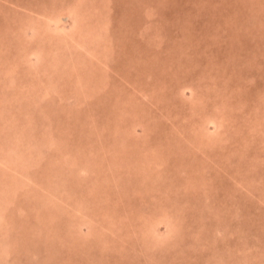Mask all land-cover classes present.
Returning a JSON list of instances; mask_svg holds the SVG:
<instances>
[{
	"label": "rangeland",
	"instance_id": "374dc122",
	"mask_svg": "<svg viewBox=\"0 0 264 264\" xmlns=\"http://www.w3.org/2000/svg\"><path fill=\"white\" fill-rule=\"evenodd\" d=\"M113 1L111 8L105 0H0V150L4 154H12L14 142L11 141L10 146L4 135L11 139L16 134H13L15 123L11 121L10 109L22 113L36 97L26 94L22 95L24 99L14 101L21 95L9 92L6 84L15 87L26 84V90L36 85L21 83L20 76H16H27L29 67L14 65L12 70L13 66L6 69L4 63L7 58L16 59L20 55V46L28 35L37 33L49 38L52 34L58 41L68 38L67 32L58 28L61 23L52 20L50 24L53 22L56 28H48L35 9L69 2L76 14L80 11L84 15L85 27L96 25L85 37H97L101 28L105 30L107 18L112 17L117 25L114 30L119 29L111 37L121 44L110 43L111 46L105 48L106 42L95 41L91 67L80 65L70 74L74 81L77 78L86 82L87 86L82 84V91L78 90L81 95L73 90L60 99L54 98L55 92L48 95L39 92L37 118L34 117V122L24 120L18 124L19 128L25 127V137L33 143L46 134L44 124L56 129L53 137H59L57 144L70 150V141L75 140V146L80 148L74 151L72 147L69 156H64L68 151L63 156L52 154L55 148L49 149V153L31 150L21 153L22 162L12 157L10 163L3 161L6 167L0 165V190L9 183L16 185L14 189L8 187L11 192L9 196L6 194L7 199L14 197V201H7V206H1L0 202V209L6 210V217L14 222L9 242L15 257L11 255L9 261L20 257L18 263L21 264H264V0H213L214 7L220 8L217 14L211 13L214 7L209 0ZM162 2L167 7L162 10L164 14L151 15L153 5L157 8ZM184 16L192 20V24L184 21L188 22L183 26L186 30L180 25H163L169 17L179 18L180 23ZM23 18H35L37 22L29 21L24 25L25 33L21 34ZM62 27L70 31L72 19H66ZM79 32L80 29L74 37L75 46L82 41ZM155 33L161 34V39L155 38ZM72 39L68 38V42ZM4 43L11 46L6 49ZM73 45L67 48L66 56L74 55ZM110 48L113 51L108 55ZM53 49L56 50L55 46ZM77 49L87 52L83 47ZM31 59L28 60H37L36 56ZM35 67L32 65L30 71L34 73ZM104 70H107L104 78L109 76V86L98 91V79L101 80ZM11 71L15 72L14 77ZM58 80L66 82L58 77L54 82ZM117 84L121 87H115ZM86 90L88 101L83 94ZM82 97L83 109L79 105ZM24 102L28 106H24ZM57 105L70 106L71 115L66 121L55 109ZM138 107L141 113L136 112ZM104 123L108 131L105 130L107 138L102 143L100 136L90 135V131H99ZM70 124L74 129L66 127ZM212 138H216L215 143ZM98 145L101 147L97 148ZM111 145L113 152H110ZM169 145L175 160L168 162L165 153L158 150ZM99 149L102 158L90 159L89 154ZM153 156H158L163 165L159 168L156 165L155 175L158 168L165 174L170 173V178L174 176L172 181L187 182L179 188L169 187L168 193L153 189L156 176L146 180L140 175L141 169H131L138 163L142 168L143 160ZM27 158L36 167L43 161V166L48 168L42 169L41 178L38 177L41 181L34 186L24 184L29 180L28 174L37 178L35 172H30L33 162L29 163ZM71 158L79 162L74 170L70 167ZM53 164L55 173L65 179L62 187L66 190L63 194L66 203L61 207L56 199H51L54 185L46 178ZM111 169L115 170V180L119 179L117 185L112 177L104 175V170L106 174ZM78 171L80 177L77 178ZM106 177L108 183L104 184L102 180ZM90 180L94 183L89 184ZM74 184L78 191H84L74 193ZM138 184L149 185V190L140 191L141 187L136 188ZM159 184L168 186L161 181ZM92 189L97 190L105 202H100L99 197L89 200V194L95 195V192L90 193ZM0 193L1 201L5 195ZM77 205L87 207L81 224L73 226L77 231L75 242H86L85 250L66 243L67 238L60 241L62 237L58 238V234L53 240L46 232L52 220L53 226L65 229L69 235L73 218L68 209ZM3 223L0 222V235L9 233L12 227ZM154 238L160 242H155ZM49 242H52L50 249L46 246Z\"/></svg>",
	"mask_w": 264,
	"mask_h": 264
},
{
	"label": "bare ground",
	"instance_id": "6f19581e",
	"mask_svg": "<svg viewBox=\"0 0 264 264\" xmlns=\"http://www.w3.org/2000/svg\"><path fill=\"white\" fill-rule=\"evenodd\" d=\"M65 1V0H64ZM93 1V0H92ZM106 1V4L107 3H109L108 5L111 7V8H113L114 7V1L112 0H105ZM116 1V0H115ZM55 2H56V0H55ZM143 3L144 2H146L145 0H143L142 1ZM210 3V2H209ZM46 7L44 8V7H42V9H35L36 11H38V14L37 15H39V18L41 19V21H42V23H44V24H46L47 25V27L48 28H50V29H52L51 27H53V28H56L55 26H54V23L52 22V24H50V22L52 21V20H54V21H58V23H61L60 24V27H58L60 30L61 29H63V30H65V32H67L66 34H67V36H68V38H73L72 39V42H68L69 40H68V38L67 39H63V38H61V39H59V41L58 40H56V39H54V36L52 35V34H50L49 36V38L48 37H46L45 35H42V34H37V33H35L34 35H28V39H25L24 40V43L23 44H21V46H20V48H21V52H20V55L19 56H17V58L16 59H10V58H7V60L8 61H6L5 63H4V67L6 66V69H8L9 68V66L10 67H12V70L15 68V66L14 65H26L27 67H29V68H27L28 69V75L27 76H24V75H21V74H18V75H16L15 74V72L14 71H11V72H13L14 74L12 75L13 77L16 75V76H20L19 77V82H21V83H25V81L27 82V83H29V84H35L36 86L35 87H33V88H31V89H27L26 90V84H23V85H20L21 87H15L13 84H10V83H8V84H6L5 86L6 87H8L9 89V92L11 91V93H17V94H20L21 96L18 98V99H14V101L15 100H19L20 98H22V99H24L23 98V96L22 95H24V96H26V94H32V95H30V96H36V97H33V98H35V99H33L32 100V102L29 104V106H28V103H25L24 102V106H28V108L26 109V111H25V108H24V110L22 111V113L21 112H15L14 113V110H15V108L13 109V108H11L10 110H11V112L13 113V119H15V120H11L12 121V123L14 122L15 123V126H13L12 127V129L13 128H15V130H14V133L13 134H15L16 135V137H15V135H14V137L12 136L11 137V139H8V137L6 136V134L4 135V138H6L7 140H8V144L10 145L11 143V141L13 142L12 144V154H10V155H7V153H2V151L0 150V160H1V162H0V165L1 166H3V168L4 167H6L5 165H6V163H4L3 161L4 160H7L9 163H10V161L12 160V157L15 159V160H18V159H21V161L20 162H22V160L24 159L23 158V154H21L22 152L23 153H28V152H30L31 150H33V151H35L36 150V153H37V150H39L38 152L39 153H47L48 151H49V149L51 150V148H55L54 150H52V154H54V155H59L60 154V156L62 155H64L65 153L64 152H69V154H68V152H67V154H65L64 156H66V155H70L71 153V148L73 147L74 148V151H75V149L76 150H78L80 147H76L75 146V140L74 141H70V143H71V145H69V146H72V147H70V150H69V148H66L65 146H64V148H63V146H61L60 144H57V143H59L58 142V136H54L53 137V134L55 133L54 131L56 130H53L54 128H52V126H49V125H44V124H42L43 126H44V128H47V131H46V134L45 135H41V136H39L38 137V139H35L34 140V143H33V141L32 140H29L28 138H26L25 136H26V129H25V127H21V128H19L18 127V124L19 123H21V122H24V120H27L28 122H34V117L35 118H37V115L39 114V112H40V109H38V107H37V104H36V102L38 103V101H37V95H39V92H41V95L42 94H44V95H46L48 92H55L56 93V95H55V97L54 98H62L63 97V99L65 98L64 96H66V94H70L71 93V91H73V90H76V92L78 91V90H80V91H82V89H83V85L84 86H87V84H86V82H84V81H81V80H79V79H77L76 78V81H74V79H73V76H71L70 74H73L76 70H77V67L78 66H80V65H84L85 64V66H87V64H88V67H91V58H92V56H93V45L95 44V41H97V42H102V43H105L106 42V45H104V47L106 46L107 47V45H110L111 46V44L110 43H112V44H117V45H121L120 44V40L118 41V39H115L114 37H111V34H114L115 32H116V30L117 29H119V27L118 28H116L115 30H114V28L115 27H117V25L115 24V22H114V19L111 17V19H108L107 18V20H108V22H106V26L104 27L105 28V30L104 31H102L103 29L101 28L100 29V33L101 34H99L97 37H91V35H88V36H86L85 37V35H86V33H90L89 32V30L90 29H92V30H95L96 29V25H94V27H90V28H88V27H85V25H86V23H85V17H84V15L82 14V13H80V11L78 12L77 11V14H79V15H77L76 13H75V9H74V6H72L71 4H69V2L68 3H66V4H64V5H61V6H55V5H50V6H48V5H45ZM52 6H54L53 8H52ZM108 6V7H109ZM168 6V5H167ZM213 6V5H212ZM73 7V8H72ZM153 9V11L151 12V15H153L154 13H161V14H164L163 12H162V10H164L165 8H167L166 7V5L162 2V5H160L159 7H155L156 8V11L154 10L155 8H154V5H153V7H152ZM64 9H66V10H64ZM209 9V8H208ZM30 10H31V8H30ZM33 10V9H32ZM177 10V9H176ZM211 10V13L213 14V13H215V14H217V12H219L220 11V8H214V9H210ZM210 10H208L209 12V14H211L210 13ZM218 10V11H217ZM64 11V12H63ZM155 11V12H154ZM186 13V12H185ZM190 13V12H189ZM203 13V12H202ZM36 15V16H37ZM108 15V12H106V16ZM180 15V14H179ZM185 15V14H184ZM187 15H189V16H191L192 18H193V14H188V11H187ZM186 16V15H185ZM184 16V19L182 20V22H180V23H178L177 22V20L179 19V18H172V17H169L168 18V20H165V21H163V25H167L168 27H170V25L171 24H173V25H180V26H185L186 27V25L185 24H187L189 21H190V23L192 24V20H191V18L190 17H188V18H186ZM197 15H194V17H196ZM233 16H235L234 14H232V17ZM14 17V16H13ZM88 17V16H87ZM93 17V16H92ZM198 17H199V15H198ZM11 18V17H10ZM20 18V17H19ZM182 18H183V14H182ZM181 18V19H182ZM15 20H18V19H16V18H14ZM33 19H35V18H33ZM33 19H31V20H27L26 18H23L22 20H21V23L23 24V29L21 30V34H24L25 32L24 31H26V28H24V25L25 24H29L30 22H32V21H34ZM66 19L68 20H70V19H72V22H73V28L72 29H70V31H68V29H66V28H63L62 26H64V24L66 23ZM92 19V18H91ZM188 21V22H184V21ZM30 21V22H29ZM40 21V22H41ZM37 21L35 20L33 23H36ZM124 22V21H123ZM14 23H15V21H14ZM15 26V25H14ZM90 26V25H89ZM128 27H130L131 26V24L130 25H127ZM179 26V29L178 30H180V27ZM16 27V26H15ZM166 27V26H165ZM185 27H183V28H181V29H184V30H186V28ZM1 28V27H0ZM13 28V27H12ZM38 28H39V26H38ZM143 28H145L144 26L142 27V32L144 31L143 30ZM147 28V27H146ZM80 29V32H81V39H82V41H80V42H78L77 43V45L78 46H75V45H73V44H75V39H74V37H75V35L77 34V32H78V30ZM189 29V28H188ZM67 30V31H66ZM128 30V29H127ZM183 30V31H184ZM182 30H180V32H181ZM20 32V31H19ZM79 32V33H80ZM185 32H187V31H184L183 33H185ZM78 33V34H79ZM79 35V36H80ZM37 36V38H35ZM162 35L161 34H159V33H155V38H157L158 37V39H161L160 37H161ZM90 37V38H89ZM10 38V37H9ZM54 39V40H53ZM14 41L16 40V39H13ZM19 40H21V39H19ZM33 40V41H32ZM62 40H64V42H60V41H62ZM162 40H164V38H162ZM161 40V41H162ZM184 40V39H183ZM18 42H20V41H18ZM2 42L0 41V44H1ZM159 43V45H162L163 44V42H158ZM4 45H5V48L7 49V48H9L10 46H11V44H6V43H4ZM10 45V46H9ZM72 45L73 46H75L74 47V50H75V52H74V55H72V56H66V55H68V47H72ZM55 46V48H56V50H54L53 49V47ZM102 45H99V47H101ZM77 47H83V48H85L86 50H87V52H80V51H78V49H77ZM105 47V48H106ZM70 49V48H69ZM37 50V53H35L34 51H36ZM92 50V51H91ZM108 50H110L109 51V53L111 52V51H113V48H110V49H108ZM53 51V52H52ZM70 51V50H69ZM91 52V54H90V52ZM68 52V53H67ZM71 54V53H70ZM108 55H111V53L110 54H108ZM32 56H36V61H34V62H32V61H29L28 59H31L32 58ZM62 56H64V57H62ZM81 57V58H80ZM93 59V58H92ZM11 60H13V61H11ZM32 60V59H31ZM100 63H102L101 65L103 66L104 65V62L101 60L100 61ZM93 64L95 65V63L93 62ZM32 65H35L36 67H35V69H34V73L32 72V70L30 71V68H31V66ZM100 65V64H99ZM100 65V67L99 68H101L102 66ZM108 65V64H107ZM106 65V66H107ZM94 68V67H93ZM82 70V69H81ZM107 72V70H104V74H102L101 75V73H100V75H101V80H100V78L98 79V82L99 83H97L98 84V91H100L101 89H103L104 90V87L105 86H109V81H108V79H107V77H109V76H107L106 75V78H104L105 77V73ZM89 73V72H88ZM118 74H120V72H118ZM88 75H90V74H88ZM116 75V74H115ZM115 75L113 74V77H115ZM70 76H71V78H70ZM12 77V78H13ZM56 77H58V79H60V80H66V82L68 83V85H66V82H61V81H59L58 83H56V81L54 82V79L56 78ZM68 80V81H67ZM92 80L93 81H95L96 82V80L94 79V78H92ZM100 80V81H99ZM226 81V80H225ZM5 82V81H4ZM84 82V83H83ZM140 83V82H139ZM5 84V83H4ZM83 84V85H82ZM141 84V83H140ZM40 85V86H39ZM73 85V86H72ZM68 88H67V87ZM104 86V87H103ZM142 86H144V85H142ZM66 87V88H65ZM101 87V88H100ZM115 87H121L120 85H116ZM185 87V86H184ZM183 87V88H184ZM3 88V87H2ZM5 88V87H4ZM53 88H55L54 90H53ZM214 89V88H213ZM182 90V89H181ZM239 90V89H238ZM28 91V92H27ZM80 91H78V94L79 95H81L80 94ZM105 93V92H104ZM182 93V92H181ZM184 93V92H183ZM63 94H64V96H63ZM83 94H84V97H85V95L87 94V90H86V92L84 93L83 92ZM82 94V95H83ZM121 94V93H120ZM264 94V93H263ZM48 95V94H47ZM96 95V94H95ZM182 95V94H181ZM28 96V95H27ZM30 96H28V97H30ZM97 96V95H96ZM84 97H82V98H79V105L81 106L80 108L81 109H83V105H85V102H84ZM86 97H88L87 95H86ZM85 97V98H86ZM44 98V97H43ZM89 98V97H88ZM88 98H86V100L88 101ZM12 99H13V97H12ZM80 99H82V100H80ZM184 99V98H183ZM56 100V99H55ZM54 100V102L56 103V101ZM69 100V99H68ZM99 100V99H98ZM98 100H97V102H98ZM101 100V99H100ZM71 101V100H70ZM205 101V100H204ZM225 102H226V99L224 100ZM9 102L10 101H8V104H9ZM57 102H58V100H57ZM96 102V103H97ZM243 102V101H242ZM95 102H93V104H96ZM244 103V102H243ZM225 104V103H224ZM242 104V103H241ZM232 105V104H231ZM94 106H96V105H93V107ZM226 106V105H225ZM61 107V108H60ZM56 106V110H57V112H59L61 115H62V117L63 116H65V118H64V120L66 121V117H68V116H70L71 115V110H69V108H70V106H66V107H63V106ZM228 107V106H227ZM238 107V106H237ZM97 108V107H96ZM140 108L141 107H138L137 108V110H136V112L138 111V112H142V110H140ZM232 108H234V107H232ZM34 109V110H33ZM114 109H116V107L114 108ZM117 110V109H116ZM25 112V113H24ZM9 113H10V111H9ZM66 113H67V116H66ZM207 113H209V111L207 112ZM215 113V112H214ZM63 114H65V115H63ZM88 115H89V113H88ZM91 115V114H90ZM96 115V114H95ZM208 115V114H207ZM207 115H205V116H207ZM212 115V114H211ZM217 115V114H216ZM92 116V115H91ZM224 116V115H223ZM220 117V116H219ZM222 117V116H221ZM206 118V117H205ZM224 118V117H223ZM38 120V119H37ZM95 119H93V121H94ZM206 120H208V118L206 119ZM221 120H222V118H221ZM96 121V120H95ZM94 121V122H95ZM26 122V121H25ZM42 122V121H41ZM44 123V122H43ZM61 123V122H60ZM63 123V122H62ZM65 123V122H64ZM92 123V122H91ZM20 125V124H19ZM31 125V127L32 126H34L35 124H30ZM221 125H223V124H221ZM65 125H63V127H64ZM69 126V127H68ZM36 127H38L39 128V123H38V126H36ZM60 127V126H59ZM66 127H68L69 129H72V125L70 124V125H66ZM78 127V126H77ZM117 127H119V125H117L116 126V128ZM215 127V126H214ZM222 127V126H221ZM60 128H62V127H60ZM100 129H99V131H90V135H97L98 134V136H100V138H101V141H103L102 143H104L105 141H106V136H105V130H106V124L104 123V125H102L101 127H99ZM109 128H110V126H109ZM23 129V130H22ZM73 129H74V127H73ZM94 129V128H93ZM4 129H2V131H3ZM21 130V131H20ZM64 132H65V129L63 128L62 129ZM96 130V129H95ZM4 131H7V130H4ZM16 131V132H15ZM63 131H60V133L62 134V133H64ZM106 131H108V128H107V130ZM4 133V132H3ZM97 133V134H96ZM78 134H79V132H78ZM207 134V133H206ZM209 134V133H208ZM10 135H11V133H10ZM9 135V136H10ZM55 135V134H54ZM42 136H44V137H42ZM215 136V135H214ZM212 137H213V135H212ZM34 138V137H33ZM96 138V137H95ZM216 139V138H215ZM215 139L214 138H212V140H214L213 142L215 143ZM197 140V139H196ZM218 140V139H217ZM61 141V140H60ZM78 141V140H77ZM194 141H195V139H194ZM197 142V141H196ZM53 143V144H52ZM63 144H64V142H62ZM78 143V142H77ZM101 143V144H102ZM11 146V145H10ZM31 146H34V148L35 149H30V147ZM101 147V145H98V147L97 148H100ZM111 147V151L110 152H113L112 150H113V147H112V145L110 146ZM159 147V146H158ZM161 147V146H160ZM159 147V148H160ZM42 148V149H41ZM172 147L169 145V146H163V147H161L160 148V150H158V151H161V152H163V153H165V157H166V160H168V162L169 161H173V160H175L174 158H172V150H170ZM23 149H24V151H23ZM168 149V150H167ZM15 150V151H14ZM41 150V151H40ZM157 150V149H156ZM11 150H9V152H10ZM56 151V152H55ZM63 151V152H62ZM98 152L96 153V152H94V153H91V154H89L90 156H89V158L90 159H99V158H102L101 157V154H100V152H101V149H99V150H97ZM51 152V151H50ZM49 153V152H48ZM73 153V152H72ZM75 154H78L77 152H74ZM232 153V152H231ZM159 155H160V153H158ZM40 155V154H39ZM49 155V154H48ZM47 155V156H48ZM97 156V157H96ZM159 157H162V156H159ZM72 159V162L70 163V164H72V166H70V167H68L69 169H71V170H74V168H76V166L78 167V159L77 158H71ZM100 160V159H99ZM166 160H164V161H166ZM27 161H29V163H32L33 161H31L29 158H27ZM125 161V160H124ZM145 163H143L144 165H142L143 167L141 168V166H140V163H138V165H133L132 166V171H134L136 168L137 169H141V177H144L143 179H149V178H151V177H153V176H156V177H154L153 179V184H152V186H153V189H158V188H160V190H163V191H166L167 193L169 192L168 191V189H169V187L170 188H173V187H176V188H179V187H181V185H183L185 182H187V181H182V182H177V181H172L171 179L174 177H172V178H170V173H167V174H165L164 173V170H159L158 168L162 165V163L161 162H159V158H158V156L156 157H152V159H151V157L150 158H148V160L147 159H144L143 160ZM54 162V161H53ZM93 162H95V160H93L92 161V163ZM55 163V162H54ZM121 163V162H120ZM156 163V164H155ZM155 164V165H154ZM156 165H157V174L158 175H155L154 173V168L156 167ZM55 166V164H53L52 166H49L51 169H52V167H54ZM124 166V165H123ZM122 165H121V167H123ZM163 166V165H162ZM161 166V167H162ZM22 167L24 168L25 167V165H22ZM95 167V166H94ZM93 167V168H94ZM147 167H151V169L149 168H147ZM31 170H30V172L31 173H33V172H35V174H37V178H34V177H32V176H29V174L27 175V177L29 178V180H26V181H24V184H32L31 186H34L35 184H38V182H39V180L41 181V177H40V174H41V172H42V169L44 168V169H48L47 168V166L45 167V166H43V161H41V163H37V167H36V165L34 164V162L32 163V166H31ZM147 168V169H146ZM88 169V168H87ZM25 170V169H24ZM65 170V169H64ZM94 170H95V168H94ZM138 170V173L140 172ZM72 173H74V171H71ZM115 172V170H110V171H108L106 174H105V170H104V175L106 176L107 175V177L108 178H111L112 177V181L117 185V183H118V181L117 180H119L118 179V177H117V180H115L116 178L115 177H113L114 175H113V173ZM144 172H145V174H147V175H145L144 176ZM147 172V173H146ZM49 173V172H48ZM78 173L79 174H77L76 175V177L78 178V177H80V172L78 171ZM103 173V172H102ZM135 173V172H134ZM66 174H68V173H66ZM99 174H101V173H99ZM160 174H162V175H160ZM75 175V174H74ZM62 176H65V173L62 175ZM101 176H103L102 174H101ZM110 176V177H109ZM38 177H40L39 179H38ZM61 176H59V175H57L56 173H55V171H54V169H52V171H51V173H49V174H46V178H49V180H51L50 182H48L50 185H54V190H53V192L54 191H58V189L61 191V192H58V193H53L52 191H51V199L53 200V199H56V202L58 203V206H63L65 203H66V199L65 198H63V194L66 192V190L62 187V185L64 184V178L63 177H61ZM67 177V176H66ZM98 177V176H97ZM107 177L106 178H104L102 181L104 182V184H107L108 183V181H107ZM72 178V177H71ZM106 179V180H105ZM167 179H168V181H167ZM68 180V179H67ZM93 180V179H92ZM92 180H90V181H88V183L90 184V182L91 183H94ZM54 181V182H53ZM139 181V180H138ZM162 182V183H165V185H167L168 184V186H166L167 188H165V186H163V185H160L159 184V182ZM32 182V183H31ZM80 182V181H79ZM117 182V183H116ZM143 184H144V180H142L141 181ZM173 182H176V183H173ZM141 183V184H142ZM148 184V183H147ZM145 185V186H142L141 187V185H139L138 184V187H136V188H139V187H141L142 188V190H140V191H143V190H146V191H148L149 189V185ZM15 184H11V183H9V188L12 186L13 188L12 189H14V188H16V185L14 186ZM194 185V184H193ZM95 186V185H94ZM107 186V185H106ZM109 186H111V185H108V187ZM172 186V187H171ZM7 186H5L4 185V188L3 189H1L0 191H2V193L5 195V197H1V206H3V204H6L5 206H7V204H8V202H12V201H14V197L12 198V200H10V198H6V194H8L9 192H11V191H9L10 189L8 188ZM61 187V188H60ZM74 187L76 188L75 189V191H74V193L76 192V193H78V192H83L84 190H81V191H78L77 190V184H74ZM163 187V188H162ZM90 188V187H89ZM5 189V190H4ZM173 189H175V188H173ZM4 190V191H3ZM93 190V189H92ZM8 191V192H7ZM7 192V193H6ZM88 192H89V190H88ZM95 192V190H93V192H90L91 194L92 193H94ZM1 194V193H0ZM20 194V193H19ZM60 194H62V195H60ZM79 195V194H78ZM116 195H117V193H116ZM8 196H9V194H8ZM20 196V195H19ZM73 196V195H72ZM89 196V200H91L92 201V199H94L95 200V198H100V202H105V201H103V200H101V197L99 196V194H98V191L96 190V192H95V195L93 196V195H88ZM93 196V197H92ZM118 196H120V194H119V192H118V195H117V198H118ZM140 196V195H139ZM68 200V199H67ZM88 200V201H89ZM94 200H93V202H94ZM8 201V202H7ZM7 202V203H6ZM63 202H64V204H63ZM46 203V202H45ZM68 205V204H67ZM83 207V208H82ZM180 207V206H179ZM7 208V207H6ZM70 208V207H69ZM180 208H183V207H180ZM85 209H87V207L85 208L84 206H81V205H77V207H75V208H73V209H68L70 212H69V215L70 216H72V218H73V225H72V227H70V234L68 235V233L66 232H64L65 231V229H63L62 230V228H59V226H57V227H55V226H53L52 224H54V223H51V221L52 220H50L49 222H48V224H47V226H49V228H48V230H46V232L48 233V234H50L51 235V239H55V237H56V235L58 236V238H60V237H62V239L60 240V241H64V238H67L66 239V243H68V244H73L74 245V247H76V246H78L79 248L78 249H82V250H85L86 248H87V243L86 242H83V240H79V241H77V242H75L76 241V238H75V235H77V231H75V228H73V226L76 224V225H80L81 224V222H82V220L85 218ZM184 210V209H183ZM40 212V211H39ZM184 212V211H183ZM39 214V213H38ZM7 216V214H6V210L3 212V210H1L0 209V222H5L6 223V226H12L11 227V230H9V233H4L3 235H0V264H12V262L14 263V264H21V263H18L19 262V260H20V257H16V259H14V258H12V262H10L11 260L10 259H8L11 255H14V253H13V251H12V249H13V247H12V245L10 244L11 242H9V235H11V232H12V229H14V222L12 223V221L10 220V217H6ZM42 215H39V217H41ZM109 217V216H108ZM105 219V218H104ZM80 220V221H79ZM88 220V219H87ZM86 220V221H87ZM43 221V220H42ZM110 221V220H109ZM5 223H3L4 225H5ZM4 228V227H3ZM58 228V229H57ZM60 229V230H59ZM67 229V228H66ZM156 231V230H155ZM68 232H69V230H68ZM113 232V231H112ZM157 232V231H156ZM13 233V232H12ZM59 233H61V235H59ZM21 235V234H20ZM165 235V234H164ZM3 237H4V239H3ZM163 237V236H162ZM156 238H158V236H156ZM37 239V238H36ZM8 240V241H7ZM125 241V240H124ZM154 241L155 242H160V240L159 239H155L154 238ZM79 242H81V243H79ZM37 245V244H36ZM45 245V244H44ZM31 246H33V243L31 244ZM40 246V245H39ZM47 247H49V249H50V247L52 246V242H49L47 245H46ZM86 246V247H85ZM38 247V246H37ZM84 248V249H83ZM21 250V249H20ZM47 250V249H46ZM23 251V250H22ZM39 251H41V250H39ZM48 251V250H47ZM24 252V251H23ZM14 257H15V255H14ZM10 260V261H9ZM17 260V261H16ZM17 262V263H16Z\"/></svg>",
	"mask_w": 264,
	"mask_h": 264
},
{
	"label": "crops",
	"instance_id": "0c3cea01",
	"mask_svg": "<svg viewBox=\"0 0 264 264\" xmlns=\"http://www.w3.org/2000/svg\"><path fill=\"white\" fill-rule=\"evenodd\" d=\"M193 1H194V0H193ZM209 1H211L212 5H213V7H214V4H215V3H214V2H212L213 0H209ZM202 8H203V7H202ZM214 8H217V7L215 6ZM214 8H213V9H214ZM201 11L204 13V11H203V10H200V12H201ZM202 12H201V13H202Z\"/></svg>",
	"mask_w": 264,
	"mask_h": 264
}]
</instances>
